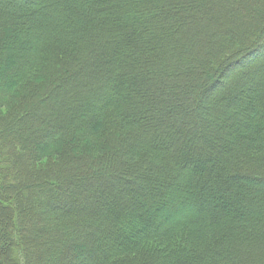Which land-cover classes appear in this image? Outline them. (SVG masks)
<instances>
[{"label": "trees", "instance_id": "16d2710c", "mask_svg": "<svg viewBox=\"0 0 264 264\" xmlns=\"http://www.w3.org/2000/svg\"><path fill=\"white\" fill-rule=\"evenodd\" d=\"M9 1L0 264H264V0Z\"/></svg>", "mask_w": 264, "mask_h": 264}, {"label": "rangeland", "instance_id": "374dc122", "mask_svg": "<svg viewBox=\"0 0 264 264\" xmlns=\"http://www.w3.org/2000/svg\"><path fill=\"white\" fill-rule=\"evenodd\" d=\"M8 4L7 5H10V6H12V7H24L25 5H28L27 3H25V2H22L21 0H19V1H17V3H16V1L15 0H10L9 2H7ZM252 15V14H251ZM248 60H245L244 61V63H240V64H238V65H236L235 67H234V70H233V72L232 73H230V75H229V77H225V81H227V80H231L233 77H235L236 75H238L239 74V72H240V70H242V69H244L246 66H250V61L251 62H253L252 60H250V61H248ZM252 65V64H251ZM215 83H217V82H215ZM215 83L213 84V85H215ZM214 86H211V88L210 89H212ZM216 87V89H217V91L219 90V91H221V90H225L224 89V86L223 85H217V86H215ZM209 89V90H210ZM228 90V89H227ZM49 129V128H48ZM35 138H38L37 136H34ZM80 181L79 180H77V181H75L74 183H73V186H79L80 185ZM1 198H2V196H1ZM3 200V198L0 200V201H2ZM2 225H1V223H0V236H1V234H2V232H4V228L3 227H1ZM40 241L42 242V244H44L45 243V241H47V237H46V233L41 237V239H40ZM61 256L58 258V260H60L61 261V263L62 264H67L69 261H72V260H74V258H72V254H73V256H75V258H77V259H79L80 258V256H82V255H84L83 254V252H82V250H78V249H67V248H64V249H62L61 250V252L59 253ZM97 257H95V258H93L91 261H93V260H95ZM5 261V260H4ZM87 262H89V261H87Z\"/></svg>", "mask_w": 264, "mask_h": 264}]
</instances>
